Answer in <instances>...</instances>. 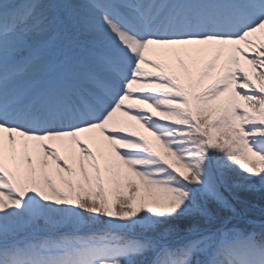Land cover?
Wrapping results in <instances>:
<instances>
[{
	"label": "snow or ice",
	"instance_id": "6c2138e0",
	"mask_svg": "<svg viewBox=\"0 0 264 264\" xmlns=\"http://www.w3.org/2000/svg\"><path fill=\"white\" fill-rule=\"evenodd\" d=\"M261 33L264 0H0V264H264V221L243 226L245 209L233 203L241 190H264ZM62 38L76 44V55H63ZM208 44L230 51L198 90L146 55L150 46L164 54L168 46ZM184 52L192 58L207 49ZM235 53L253 76L231 66ZM92 129L126 166L123 185L101 175L79 139ZM5 134L13 154V134L34 141L68 191L47 173L48 191L35 175L23 187L5 166ZM64 138L78 148L82 180L50 143Z\"/></svg>",
	"mask_w": 264,
	"mask_h": 264
},
{
	"label": "rangeland",
	"instance_id": "374dc122",
	"mask_svg": "<svg viewBox=\"0 0 264 264\" xmlns=\"http://www.w3.org/2000/svg\"><path fill=\"white\" fill-rule=\"evenodd\" d=\"M53 2H62V0H53ZM69 2L77 5H85L87 4L88 0H69ZM261 42H264V33H261ZM243 47L244 45L241 44ZM61 47L62 52L64 56H67L68 58H71L72 56L76 55L78 53V48L75 43H69L68 38H62L61 40ZM191 48L188 46H168L169 51L167 53L162 54L161 49L159 46H150V51L146 53V55L149 56L150 59H155L159 63L165 65L164 71L166 73L175 75L177 77V82L184 85L186 88L188 87H195L197 90L210 83L213 76L217 75L221 71L222 65H224L227 62V58L229 55L230 48L225 46H214L212 44L208 45H195L194 48H206L207 52L204 54L196 55L193 54V57L190 58L189 55H186L184 52V48ZM218 53V55H217ZM237 56V59L239 61L238 65H231V66H238L243 68L245 71L249 73L250 76H253L254 69L252 65L248 62V59H245L244 56H241L239 53H235ZM254 53H249V58H251ZM213 57H216L215 59V66L208 70L209 75L200 76L201 71L204 70V66L206 62L210 59H213ZM183 61V63H181ZM146 68H150V65L145 64ZM152 71H156L157 69L150 68ZM191 77V78H189ZM197 80L199 83H197ZM253 83H257L255 78L253 77ZM228 93H224L223 96L227 97ZM142 108H147L148 112L156 113V117H159V110L155 109L154 107H149L147 104H142ZM117 119H120L122 121H126V117H121L120 114H117ZM130 127L132 131H136L139 135H142L149 144L156 148L157 151L161 152V154L166 153V149L164 145L156 138V136L152 135L150 131L146 129V127L142 126V123H136L135 121H131ZM92 131H95L94 133ZM88 132H91V134L97 138L96 144H90L86 139L88 135ZM88 132L80 133L79 139L83 141L85 144H87L88 147H90L94 153V155L97 157V161L100 164L101 168V175L107 176L109 174H112L116 177V181L119 185H123L125 181V177L123 176V173L126 171V166L122 164L118 160V158L115 156V153L112 152L111 145L105 138V134L101 133L99 129H92ZM31 141H26L27 148H23L21 144H16V152L15 154L12 153L11 142L8 143V146H5L6 154H4V163L5 166L10 170V162H8V157L13 158L15 160L14 163H12V167L14 168L15 172L17 174L18 182L25 188L32 187V178L33 175L41 181V186L44 187L45 191H48L47 186L43 185L42 183V175L44 173H47L51 180L61 188L62 191L67 192V185L63 184L61 181V173L59 170L56 169L55 164L52 162L50 157H46L43 155L42 152H40L36 147L35 144L31 145ZM53 144V147L57 149L59 154L62 157H65L68 159L69 165L75 170L76 176L74 179H80L82 180V177L79 175V169H78V159L74 157H78V148L76 147L74 141H72L70 138L68 139H59V141H52L50 142ZM67 146H71V151L67 150ZM32 158V163L29 164L26 157ZM173 162L175 161V157H168ZM46 161V163H44ZM85 168L86 170L91 174L92 169L88 165L87 161H85ZM33 169L35 170L33 173ZM67 176V174H63ZM130 175V174H129ZM133 179H135L133 177ZM138 182V181H137ZM116 185L114 184L113 187ZM94 187V186H93ZM120 194L127 195V189L120 187L119 189ZM263 190H241L237 193V199L242 198L240 195L246 194L247 200H252L254 203L255 199H259V203L264 205V191ZM261 192V193H260ZM49 195L51 193L49 192ZM113 198V195L110 194V199ZM138 202V201H137ZM257 204V203H256ZM246 218L243 219V221H238V223L247 225V221H245ZM256 221V220H255Z\"/></svg>",
	"mask_w": 264,
	"mask_h": 264
},
{
	"label": "trees",
	"instance_id": "16d2710c",
	"mask_svg": "<svg viewBox=\"0 0 264 264\" xmlns=\"http://www.w3.org/2000/svg\"><path fill=\"white\" fill-rule=\"evenodd\" d=\"M240 197H242V198L235 199L233 201V203H234V206H236L237 208L245 209V216H244V218H246L245 221H247V220H257V221L264 220V205L259 203L260 202L259 199H255V201L253 203L252 200H250V199L247 200L246 194L240 195ZM242 225L248 226L245 224V222Z\"/></svg>",
	"mask_w": 264,
	"mask_h": 264
},
{
	"label": "bare ground",
	"instance_id": "6f19581e",
	"mask_svg": "<svg viewBox=\"0 0 264 264\" xmlns=\"http://www.w3.org/2000/svg\"><path fill=\"white\" fill-rule=\"evenodd\" d=\"M212 45H214V46H218V45H216V44H212ZM188 47H191V48L194 49L195 45H188ZM92 132L94 133L95 131H92ZM88 134H91V132H88ZM13 135H14V137H15L16 144H21V143H25V142H26V138L20 137L19 135H16V134H13ZM64 139H68V138H64ZM86 140H87L90 144H96L95 142H96L97 138L94 137V136L91 134V135H88V136H87V139H86ZM56 141H59V139L56 140ZM9 142H10V141L7 140V136H6V134H5V135H4V145H5V146H8V143H9ZM30 144H31V145H34L35 142H34V141H31ZM52 145H53V144H52ZM5 149H6V148H5ZM4 154H6V150L4 151ZM7 160H8V162H10V164H11V165H10L11 170L15 172L14 168L12 167V163H14L15 160H14L13 158H10V157H8Z\"/></svg>",
	"mask_w": 264,
	"mask_h": 264
}]
</instances>
